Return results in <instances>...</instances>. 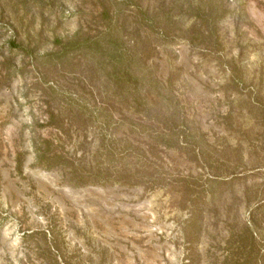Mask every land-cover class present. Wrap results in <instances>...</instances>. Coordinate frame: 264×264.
I'll list each match as a JSON object with an SVG mask.
<instances>
[{"label": "rangeland", "instance_id": "rangeland-1", "mask_svg": "<svg viewBox=\"0 0 264 264\" xmlns=\"http://www.w3.org/2000/svg\"><path fill=\"white\" fill-rule=\"evenodd\" d=\"M0 264H264V0H0Z\"/></svg>", "mask_w": 264, "mask_h": 264}, {"label": "trees", "instance_id": "trees-1", "mask_svg": "<svg viewBox=\"0 0 264 264\" xmlns=\"http://www.w3.org/2000/svg\"><path fill=\"white\" fill-rule=\"evenodd\" d=\"M55 43H56L57 46H59L60 48H62V51H59V49H57V51L48 54L49 57H51L53 55H56L57 57H59L60 54L65 55V54H67V52H69V51H71L73 49H77V50L78 49H85V50H88L89 49L90 51L92 50V47H91L92 41L91 42H88V40H86V39H84V41H82V42L81 41H74V40L73 41H68V42H62L61 40L57 39L55 41ZM93 43H95V45H96V44H98V41L97 42H93ZM11 45L17 47V45H15L14 42H11ZM106 45L108 47H110V51L107 50L108 52L106 54L107 57H108V64H109V66L113 67L114 65H118L121 61H123L121 55H118L116 53V51H118V47H117V45L115 43H111L112 46H109L110 43H106ZM100 64L101 65H104L103 63H100ZM120 69H124V72H126L125 71V68H120ZM122 74H124V73H122ZM126 76H128V75H126ZM110 77L111 78H109V81L113 77V82L114 81L115 82H118V81H120L119 78L121 79L122 76L121 77L120 76H116V74L113 73V74H111ZM123 77H124V75H123ZM129 77H130V75H129ZM141 106H142V109L141 110L143 112H148V104L147 103L141 104ZM159 113H161L160 115L162 117L163 125H164L162 127V132H163L162 133V136H163V138L164 137H169V136L173 137L174 135H177L178 136L179 135L178 132H180L179 130H185L184 132L185 133L187 132L186 128H183V127L181 128V126L177 123V121H174V119H175L174 118V111H172V109L170 110L167 107L165 109H161ZM49 123H51V121Z\"/></svg>", "mask_w": 264, "mask_h": 264}]
</instances>
